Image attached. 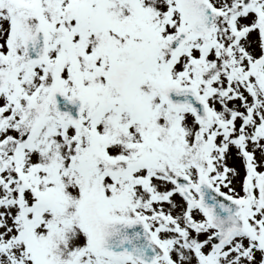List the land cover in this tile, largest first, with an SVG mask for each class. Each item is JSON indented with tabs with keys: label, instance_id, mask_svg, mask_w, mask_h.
<instances>
[{
	"label": "snow or ice",
	"instance_id": "snow-or-ice-1",
	"mask_svg": "<svg viewBox=\"0 0 264 264\" xmlns=\"http://www.w3.org/2000/svg\"><path fill=\"white\" fill-rule=\"evenodd\" d=\"M0 264H264V0H0Z\"/></svg>",
	"mask_w": 264,
	"mask_h": 264
}]
</instances>
